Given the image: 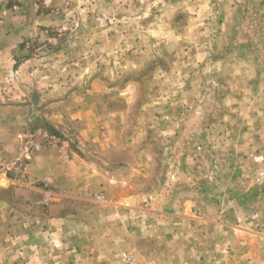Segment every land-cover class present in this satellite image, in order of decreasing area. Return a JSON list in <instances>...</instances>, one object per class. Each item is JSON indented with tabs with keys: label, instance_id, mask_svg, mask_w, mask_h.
<instances>
[{
	"label": "rangeland",
	"instance_id": "rangeland-1",
	"mask_svg": "<svg viewBox=\"0 0 264 264\" xmlns=\"http://www.w3.org/2000/svg\"><path fill=\"white\" fill-rule=\"evenodd\" d=\"M260 243L264 0H0V264Z\"/></svg>",
	"mask_w": 264,
	"mask_h": 264
},
{
	"label": "crops",
	"instance_id": "crops-1",
	"mask_svg": "<svg viewBox=\"0 0 264 264\" xmlns=\"http://www.w3.org/2000/svg\"><path fill=\"white\" fill-rule=\"evenodd\" d=\"M259 241V240H258ZM259 243V242H258ZM240 244V245H239ZM260 245H262L261 247L263 248L264 247V243L263 244H261L260 243ZM236 247H240L241 246V243H238V245L236 244L235 245ZM254 260V259H253ZM258 264H264V255L262 256V254H261V256L260 257H258Z\"/></svg>",
	"mask_w": 264,
	"mask_h": 264
}]
</instances>
